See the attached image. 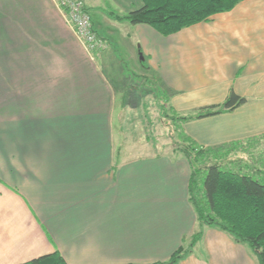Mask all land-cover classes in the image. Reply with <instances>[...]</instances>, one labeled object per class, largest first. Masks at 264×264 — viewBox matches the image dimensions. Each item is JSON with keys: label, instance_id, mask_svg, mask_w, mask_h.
Instances as JSON below:
<instances>
[{"label": "crops", "instance_id": "0c3cea01", "mask_svg": "<svg viewBox=\"0 0 264 264\" xmlns=\"http://www.w3.org/2000/svg\"><path fill=\"white\" fill-rule=\"evenodd\" d=\"M82 1L107 46L92 62L55 0H0V264L54 253L65 264H156L187 246L199 229L187 160L114 147L116 95L121 106L137 82L149 81L180 116L230 91L245 99L179 125L199 147L264 140V0L169 36L108 15L142 0ZM176 264L258 263L204 226Z\"/></svg>", "mask_w": 264, "mask_h": 264}, {"label": "trees", "instance_id": "16d2710c", "mask_svg": "<svg viewBox=\"0 0 264 264\" xmlns=\"http://www.w3.org/2000/svg\"><path fill=\"white\" fill-rule=\"evenodd\" d=\"M241 0H142V7L126 15L108 12L113 19L131 25L144 24L162 36H169L210 16L231 10ZM164 97L162 107L167 105ZM244 98L229 92L216 106L200 108L194 113L176 115L182 123L229 112L241 106ZM168 110H171L168 107ZM178 128V127H177ZM181 145L173 143L190 166L188 199L199 229L187 246H180L166 262L176 264L191 253L202 235V228L212 227L228 234L236 243L246 245L258 264H264V169L251 165L236 166L229 158L235 146L202 148L180 133ZM229 160V161H228ZM232 160V161H230ZM226 161L229 164H226ZM26 264H65L57 253L40 257Z\"/></svg>", "mask_w": 264, "mask_h": 264}, {"label": "rangeland", "instance_id": "374dc122", "mask_svg": "<svg viewBox=\"0 0 264 264\" xmlns=\"http://www.w3.org/2000/svg\"><path fill=\"white\" fill-rule=\"evenodd\" d=\"M100 38V37H99ZM107 46L97 53L90 61L105 51ZM139 86H136V85ZM126 92L125 101L120 106V92L117 93L113 112V128L115 132L114 147L120 153H127L130 157L147 156H179L181 153L173 151V143L181 145L178 123L174 118L177 114L168 110V106L162 107L164 95L156 91L155 86L147 82H137ZM118 96V98H117ZM124 103V104H123ZM182 146V145H181ZM129 151V152H128ZM229 158L234 159V166L251 165L261 167L264 165V140L249 141L244 145H236ZM229 161V160H228ZM226 161V164L229 162ZM232 161V160H230ZM235 166V169H237Z\"/></svg>", "mask_w": 264, "mask_h": 264}, {"label": "built area", "instance_id": "2783aa9c", "mask_svg": "<svg viewBox=\"0 0 264 264\" xmlns=\"http://www.w3.org/2000/svg\"><path fill=\"white\" fill-rule=\"evenodd\" d=\"M66 25L73 32L89 57H93L106 46L95 31L91 15L82 0H55Z\"/></svg>", "mask_w": 264, "mask_h": 264}]
</instances>
